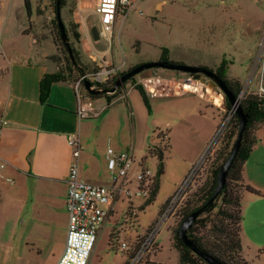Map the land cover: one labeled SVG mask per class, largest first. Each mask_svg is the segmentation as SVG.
Returning <instances> with one entry per match:
<instances>
[{
  "label": "rangeland",
  "instance_id": "rangeland-1",
  "mask_svg": "<svg viewBox=\"0 0 264 264\" xmlns=\"http://www.w3.org/2000/svg\"><path fill=\"white\" fill-rule=\"evenodd\" d=\"M78 1L65 0V5L61 7V19L65 26H68L69 21H73L72 13ZM84 1L83 5H91L94 8L95 0ZM29 3L30 13L27 14L24 0H0V68H8L13 58H25L38 49L48 54L47 58L56 66L65 69L67 53L61 49L59 42L54 40L53 0H29ZM86 10L92 11V8ZM89 22L99 27L95 13L89 15ZM110 39L102 38L97 44V49L106 50L102 55L92 50L86 55L82 52L80 42H75L69 35L68 41L79 50V64L84 73L97 65L95 60L100 62L114 58L119 64H125L124 69L144 62L157 61L162 48L165 47L169 51L167 56L173 61L194 66L205 62V67L212 70L225 57L228 74L238 77L242 84L237 95L239 100L248 92L261 93L258 89L250 90L248 84L250 80L258 82L260 65H264V0H137L135 6L118 21ZM106 63L113 66L112 61ZM151 74L193 78L189 73L161 67L153 68ZM139 77L136 74L127 82V98L116 103L99 125L95 123L98 118H92L95 121L89 123L85 131L87 137L99 136V139H102L109 136L111 140L120 143L117 147L119 150L132 147L133 157L137 162L145 157L148 144L159 142L156 130L168 129L170 149L164 155V170L160 177L159 189L153 202L143 210L137 208L143 198L134 200L137 209L135 208L136 218L131 222L133 239L121 240L129 245L126 251H138L141 243L145 241L149 227L160 219V214L165 208L162 206L176 194L189 171L198 165L191 174L182 197L175 203L169 218L161 223L155 236L156 240L154 238L148 250H145L147 252L140 262L142 264L147 257L155 262L179 264L177 252L172 244V228L177 223L179 209L189 194L208 176L220 141L211 148L205 159L197 164L204 155L194 159L195 150L202 143L198 122L203 120V116L197 96H148L149 111L139 92L129 87ZM198 82L195 83L199 84ZM200 86L207 97L211 95L214 103H220L223 96L218 88L212 89L207 84ZM222 99L224 102L225 98ZM223 106L222 121L230 119L229 110L225 108L224 103ZM99 128L101 134L96 136L94 131ZM144 165L155 172L156 158L147 156ZM1 181L3 180L0 179ZM126 211L127 202H118L114 213L117 222H123ZM165 214L168 216V211ZM111 226L112 222L107 223L99 234L88 264H121L123 253L109 245L108 232ZM114 235L112 232L111 241ZM135 235H138L137 238H134ZM247 251L249 256L259 253L254 246Z\"/></svg>",
  "mask_w": 264,
  "mask_h": 264
},
{
  "label": "crops",
  "instance_id": "crops-1",
  "mask_svg": "<svg viewBox=\"0 0 264 264\" xmlns=\"http://www.w3.org/2000/svg\"><path fill=\"white\" fill-rule=\"evenodd\" d=\"M84 2L79 0L72 13L73 21L78 24L82 52L87 55L92 50L102 55L106 50L97 49V44L106 38L103 35L98 40L92 38L90 28L94 24L89 22V15L96 14L95 6L83 5ZM90 7L92 11L86 10ZM47 55L35 49L25 58H13L11 62L8 60V68H0V179L3 180L0 182V264H55L63 251L68 220L65 206L67 176L73 161L67 142L70 133H77L80 138L79 175L84 180L109 185L107 149L124 151L119 150L117 147L120 143L109 136L102 139L99 136L87 137L85 128L95 121L92 118H98L95 121L98 125L107 118L105 114L116 103L127 98V91L109 103L103 97L89 99V107L93 112L89 118H80L76 113V81L53 82L42 101L40 79L45 73L57 69ZM104 61H112L119 71L124 69L125 64H119L114 58ZM199 64L206 66L205 62ZM263 66L262 63L259 68L258 82L250 80V90L264 89ZM227 77L240 81L238 77L230 76L228 69ZM183 94L197 96L203 116V120L198 122L202 143L194 153V159H199L206 153L222 121L223 97H220V103H214L211 95L207 97L205 92L203 95L193 92L180 95ZM99 99L102 101H97ZM94 133L96 136L101 134V128ZM255 134L257 141L244 162L242 180L259 193L245 191L242 194L240 239L242 255L250 260V264H264V124L257 126ZM132 149H125L130 152L132 160L123 189L109 204L97 235L98 239L106 224L112 222L108 241L111 247L123 253L121 264L128 262L129 251L120 247V241L133 239L131 222L136 218V209L140 207L137 205L136 208L134 200H144L145 196L139 191L137 181L138 171L145 167L144 157L140 162H135ZM123 201L127 202V214L123 222H117L114 217L116 205ZM112 232L115 235L110 242ZM253 246L259 253L249 256L247 250Z\"/></svg>",
  "mask_w": 264,
  "mask_h": 264
},
{
  "label": "trees",
  "instance_id": "trees-1",
  "mask_svg": "<svg viewBox=\"0 0 264 264\" xmlns=\"http://www.w3.org/2000/svg\"><path fill=\"white\" fill-rule=\"evenodd\" d=\"M24 3L27 14H29V0H24ZM53 3L55 11V0H53ZM59 4L61 10V7L65 5V0H59ZM53 24L55 32L54 40L58 41L62 46L61 49L67 53V63L65 69L57 66V69L54 72L45 73L40 79L39 88L40 99L42 101L48 95L50 85L53 82L66 80L76 81L84 73L83 67L79 64V50L73 47L71 42L68 41L70 49V51H68L67 46L61 39L56 17L53 19ZM64 27L67 40L69 39V35H71L73 40L79 43L80 33L77 29L78 24L74 21H69L68 26L64 25ZM168 52V49L163 47L159 60H167L169 62L178 63L169 59L167 56ZM134 66L121 71H116V73L112 75L109 85L104 88L110 89L118 79L119 75L130 70ZM227 69L228 66L225 57H223L220 63L214 67L215 72H217L220 78L224 80L226 86L232 90L235 95H238L242 84L237 79L228 78ZM131 79L132 77L125 80L122 85L117 87L111 94L88 93V97L90 100L103 97L106 102L109 103L113 98L126 91L127 82ZM131 85H133V83H131ZM133 87L139 92L145 106L150 111L148 96L143 88L140 85H133ZM224 98L225 108L230 110L232 105L226 97ZM240 106L246 115V124L242 132L239 150L236 158L227 171L222 189L219 191L217 196L209 202V198L216 186L219 168L229 155L230 149L238 132L239 122L235 112L231 114L225 132L220 139V145L213 156L208 176L205 181H203L192 193L189 194L185 203L179 209V218L175 226L172 228V244L177 252L179 264H211L201 255L193 251L189 246L184 244L179 237L178 227L181 220L186 215L197 209H200V213L187 229V235L193 241L195 247L200 252L209 256L211 260L217 264H250V260L246 259L242 255V245L240 239V223L242 220L241 198L243 192L245 191L256 194L259 192L243 182L242 169L244 162L249 157L250 152L257 141L255 129L259 124H264V93H245L243 98L240 100ZM156 136L159 139V142L148 144L146 148V155L144 157V159L147 156L155 157L156 169L152 175L146 176L139 183V190L145 193L144 200L141 203L139 210H143L146 205L150 204L155 199L159 189L160 177L164 170V155L170 149L168 129H157ZM142 264L171 263L155 262L146 257Z\"/></svg>",
  "mask_w": 264,
  "mask_h": 264
},
{
  "label": "built area",
  "instance_id": "built-area-1",
  "mask_svg": "<svg viewBox=\"0 0 264 264\" xmlns=\"http://www.w3.org/2000/svg\"><path fill=\"white\" fill-rule=\"evenodd\" d=\"M137 0H97L95 12L99 21V32L106 39H110L119 20L131 10ZM117 67L107 64L101 60L90 71L83 73L75 82L76 113L80 118H89L93 112L89 107L88 92L83 86V81L88 80L91 87L104 88L109 85L111 77L116 73ZM195 78L164 77L159 74H151L148 77H139L133 85H140L149 97H164L178 95L185 92H193L203 95L204 91ZM131 85V86H133ZM178 87V88H177ZM264 93V89H261ZM111 94V93H108ZM230 116L234 112L233 107L229 110ZM228 119L221 121L213 139L208 145L206 153L198 161L201 163L216 145L228 124ZM68 145L71 149L73 161L70 164L67 176L66 211H67V232L63 251L57 258L55 264H88L90 253L95 245L98 231L107 215L109 204L116 198L123 189L124 178L131 163V155L128 150L116 152L112 148L107 149V169L109 171L111 183L109 185L84 180L79 175L78 157L82 149L80 138L77 133H70L67 137ZM198 165L193 167L182 185L174 196L167 200L161 217L147 231L145 241L138 248V251H129V259L126 264H140L145 250H148L151 242L157 235L162 222L169 218L175 203L185 190L191 174L194 173ZM153 172L146 167H141L137 174L138 185L146 176ZM190 177V178H189ZM189 178V179H188ZM139 189V188H138ZM142 194H145L139 190ZM182 197V196H181ZM168 211V216L165 212ZM166 216V217H165ZM122 249H128L129 245L125 241H120Z\"/></svg>",
  "mask_w": 264,
  "mask_h": 264
},
{
  "label": "water",
  "instance_id": "water-1",
  "mask_svg": "<svg viewBox=\"0 0 264 264\" xmlns=\"http://www.w3.org/2000/svg\"><path fill=\"white\" fill-rule=\"evenodd\" d=\"M55 17L57 19V24H58L59 32L61 35V39L64 42V44L67 46L68 51H70L67 36L65 33L64 23L61 19L59 0H55ZM90 34L94 40H98L100 38V32H99L97 25L91 26ZM157 67L189 73L193 76V78L198 79L204 84H207L212 89L218 88L222 92L221 94L223 98L226 97L228 99V101L230 102V104L232 105L234 109V112L236 113L238 117V122H239L238 132H237L235 141L232 144V147L230 149L229 155L223 161V163L221 164L219 168V171L217 174L216 186L213 190L212 195L209 198V202H211L217 196V194L219 193V191L222 189L224 185L227 171L229 170L234 159L236 158L237 152L239 150L242 132L246 124V115L244 114L240 106V100L238 96L235 95L234 92L226 86L224 80L220 78V76L216 75L212 69L204 67V66H194V65H187L184 63H173L167 60H157V61L144 62L138 65H135L130 70L119 75L118 79L115 81L114 85L110 89L95 88V87L92 88L91 83L88 80L83 81V86L87 90V92L90 94L113 93L115 89L121 86L125 80L130 79L132 76L136 74H138L140 77H148L151 74V70ZM208 77L214 78L215 82H208L207 81ZM199 213H200V209L194 210L188 215H186L181 220L179 227H178L179 237L183 241L184 244L189 246L193 251L201 255L211 264H217L213 260H211L209 256L200 252L195 247L193 241L187 235V229L191 226V224L196 219Z\"/></svg>",
  "mask_w": 264,
  "mask_h": 264
},
{
  "label": "flooded vegetation",
  "instance_id": "flooded-vegetation-1",
  "mask_svg": "<svg viewBox=\"0 0 264 264\" xmlns=\"http://www.w3.org/2000/svg\"><path fill=\"white\" fill-rule=\"evenodd\" d=\"M213 72H214L216 75H218V73L215 72V70H213ZM200 75H202V74H200ZM218 76H219V75H218ZM207 81H208V82H215V81H214V78H212V77H208V78H207Z\"/></svg>",
  "mask_w": 264,
  "mask_h": 264
}]
</instances>
